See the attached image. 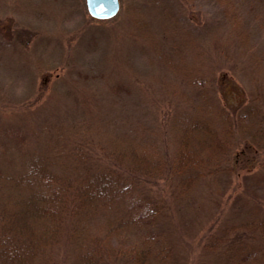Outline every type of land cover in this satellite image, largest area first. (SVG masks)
Wrapping results in <instances>:
<instances>
[{
    "label": "rangeland",
    "instance_id": "rangeland-1",
    "mask_svg": "<svg viewBox=\"0 0 264 264\" xmlns=\"http://www.w3.org/2000/svg\"><path fill=\"white\" fill-rule=\"evenodd\" d=\"M120 3L103 21L90 16L86 0H0L1 171L21 172L28 155L48 148L59 173L76 171V150L85 170L107 171L111 140L124 135L157 145L171 163L170 122L200 105L196 77L219 108L254 106L252 131L264 129V0ZM218 130L222 137V124ZM251 137L249 129L225 140L221 166L191 187L171 165L140 187L162 206L151 231L168 244L171 264H229L244 243L264 264L260 229L248 226L264 221V150ZM244 142L252 145L240 157ZM76 258L64 237L52 264Z\"/></svg>",
    "mask_w": 264,
    "mask_h": 264
},
{
    "label": "trees",
    "instance_id": "trees-1",
    "mask_svg": "<svg viewBox=\"0 0 264 264\" xmlns=\"http://www.w3.org/2000/svg\"><path fill=\"white\" fill-rule=\"evenodd\" d=\"M202 81V77L191 81L202 94L196 110L179 112L171 119L177 146L171 163L157 145L138 143L124 135L111 140L115 160L107 171L85 170L84 156L76 150V171L59 173L53 169L56 163L50 148L47 155H28L21 172L0 170V264H52L54 247L64 237L77 250L75 264H106L113 257L131 264H171L168 244L151 231L162 206L139 190L145 180L164 176L171 165L170 171L177 178L186 176L184 184L191 187L210 169L221 166L218 152L228 145L225 140L249 129L252 141L258 135L256 150H264V129L252 131L256 108L231 110L233 113L219 108ZM244 143L240 157L252 145ZM101 218L100 234L94 235L95 221ZM248 226L260 229L264 239V221L258 225L249 221ZM262 247L264 250V244ZM233 249L229 264L261 261V252L252 253L245 243Z\"/></svg>",
    "mask_w": 264,
    "mask_h": 264
},
{
    "label": "water",
    "instance_id": "water-1",
    "mask_svg": "<svg viewBox=\"0 0 264 264\" xmlns=\"http://www.w3.org/2000/svg\"><path fill=\"white\" fill-rule=\"evenodd\" d=\"M86 7L93 18L109 20L118 14L120 0H86Z\"/></svg>",
    "mask_w": 264,
    "mask_h": 264
}]
</instances>
